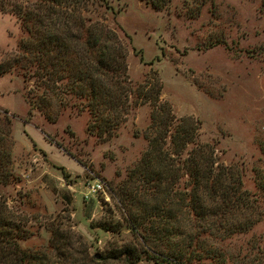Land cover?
I'll return each mask as SVG.
<instances>
[{"label":"rangeland","instance_id":"374dc122","mask_svg":"<svg viewBox=\"0 0 264 264\" xmlns=\"http://www.w3.org/2000/svg\"><path fill=\"white\" fill-rule=\"evenodd\" d=\"M183 1L172 0L168 11L158 12L144 0H69L68 10L86 24L114 31L126 52L133 108L103 137L88 133L87 112L55 108L57 117L49 122L29 104L37 94L32 79L16 67L0 74V119L9 121L16 179L0 187V199L24 229L23 250L45 251L53 259L52 231L58 250L74 262L121 264L106 257L122 245H139V239L127 227L116 186L151 138L168 149L169 131L182 119L195 123L197 141L214 148L217 164L237 168L243 189L255 193L252 169L264 132L262 0H211L192 19L184 15ZM40 2L0 0L1 67L19 55L20 41L28 38L24 23H32L27 13H40ZM46 4H53L50 12L64 6ZM96 181L102 189L89 192ZM105 224H113V231L103 230ZM263 233L264 220L229 247H244Z\"/></svg>","mask_w":264,"mask_h":264},{"label":"trees","instance_id":"16d2710c","mask_svg":"<svg viewBox=\"0 0 264 264\" xmlns=\"http://www.w3.org/2000/svg\"><path fill=\"white\" fill-rule=\"evenodd\" d=\"M41 1V14L27 13L32 23H24L28 38L20 41L19 55L0 66V74L16 67L25 80L32 79L37 94L29 104L49 122L57 117L55 108L87 112L88 133L103 137L116 130L133 108L125 49L114 31L97 22L86 24L68 10L69 0ZM47 1L64 6L50 12L53 4L48 6ZM144 1L158 12L168 11L172 2ZM208 1H183L186 18L197 16ZM16 15L21 19L19 11ZM156 78L159 91L162 85ZM196 131L195 123L182 119L169 131L168 149L151 138L148 149L126 171L116 194L139 245H122L107 259L121 264L143 259L154 264H264V233L251 237L244 247H229L264 220V132L258 136L260 157L252 169L255 193H251L243 189L240 171L217 164L214 148L200 144ZM9 133V121L0 119V187L16 180ZM111 225L102 229L113 231ZM51 234L54 240L49 239L48 248L55 250L53 259L45 251L23 250L19 241L24 229L0 199V264H99L91 258L89 263L74 262L58 250L55 232Z\"/></svg>","mask_w":264,"mask_h":264},{"label":"built area","instance_id":"2783aa9c","mask_svg":"<svg viewBox=\"0 0 264 264\" xmlns=\"http://www.w3.org/2000/svg\"><path fill=\"white\" fill-rule=\"evenodd\" d=\"M89 192L96 193L98 190L102 189V184L96 181L94 184L88 186Z\"/></svg>","mask_w":264,"mask_h":264}]
</instances>
